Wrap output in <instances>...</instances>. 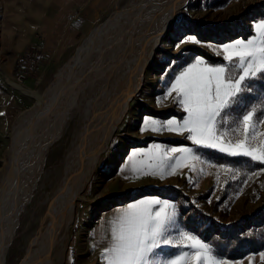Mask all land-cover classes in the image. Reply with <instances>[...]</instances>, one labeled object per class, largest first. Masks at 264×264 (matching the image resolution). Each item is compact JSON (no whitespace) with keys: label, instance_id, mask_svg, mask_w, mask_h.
Here are the masks:
<instances>
[{"label":"rangeland","instance_id":"rangeland-1","mask_svg":"<svg viewBox=\"0 0 264 264\" xmlns=\"http://www.w3.org/2000/svg\"><path fill=\"white\" fill-rule=\"evenodd\" d=\"M129 1L0 0V175L11 146L14 123L36 102L33 97L8 85L5 76L29 90L44 94L75 53L82 38L115 8L123 7ZM55 2L61 12L57 17L59 15L63 19L65 15L67 22L62 34L73 33L76 29L83 32L81 38L71 37L74 42L60 53L59 39L52 41V46L57 49L49 51L41 36V40L34 38L41 18L46 11L52 12L51 5ZM263 4L264 0H188L178 11L172 30L162 38L154 62L145 71L141 89L131 98L128 112L117 124L109 145L101 153L75 202V218L69 227L67 246L63 257L55 264H106L103 250L98 253L91 250L90 234L88 237L85 235V231L93 228L98 216H85L82 211L93 210L96 203L114 188L123 191L118 200L122 206L140 198H159L175 205L174 238L178 233L193 235L207 243L215 256L228 264H264V163L194 145L186 139L187 134L139 138L132 127L133 132L124 127L129 123L139 126L145 116L161 120L185 117L187 114L174 99L175 93L167 96L173 77L194 62V58H204L212 66L231 67L223 60L220 49L228 43L246 41L255 35L254 25L264 21ZM231 28L236 29L234 34H229ZM204 34H208V38ZM189 36H195L199 43L188 42ZM30 45L39 47L42 60L34 72L27 67L29 73L20 81L17 73L21 66L17 61ZM233 74L238 75V71L233 70ZM251 86L253 91L244 95L241 108L247 104L260 109L264 107L261 105L264 101V74H258L251 81ZM80 101H86V97L80 96ZM241 108H236L234 114ZM258 119L264 120V117ZM84 120L79 112L73 113L62 135L49 146L43 174L18 215L12 239L6 248L5 264L22 263L30 238L45 222L52 193L59 186L63 157L76 142L79 126ZM257 131L260 135L250 141L253 148L264 147V123ZM154 142L163 143L166 149L188 147L199 160L184 154L185 159L175 174L165 175L163 179L143 172L129 180L115 177L131 149ZM109 182L114 183L110 185ZM233 229L235 233L231 231ZM181 251L191 252L192 249L166 246L162 257L174 259L175 254Z\"/></svg>","mask_w":264,"mask_h":264},{"label":"bare ground","instance_id":"bare-ground-1","mask_svg":"<svg viewBox=\"0 0 264 264\" xmlns=\"http://www.w3.org/2000/svg\"><path fill=\"white\" fill-rule=\"evenodd\" d=\"M187 2L130 0L115 8L82 38L42 95L5 76L8 85L36 102L14 123L0 175V264L6 263V248L18 215L43 174L49 146L62 135L72 114L79 112L85 120L63 157L59 186L52 193L46 220L30 238L21 264H55L63 257L75 202L128 112L131 98L141 89L162 38L172 30L176 14ZM228 31L234 34L236 29ZM80 96L86 101H80Z\"/></svg>","mask_w":264,"mask_h":264},{"label":"snow or ice","instance_id":"snow-or-ice-1","mask_svg":"<svg viewBox=\"0 0 264 264\" xmlns=\"http://www.w3.org/2000/svg\"><path fill=\"white\" fill-rule=\"evenodd\" d=\"M254 28L252 38L228 43L220 49L223 60L231 67L212 66L204 58H194V62L176 74L169 83L167 96L175 93L174 99L187 115L166 123L146 119L143 130L151 126V131L187 134L186 139L194 145L264 163V147L253 148L250 144L260 135L257 129L264 120L258 117H264V107L257 109L245 104L241 108L244 95L253 91L251 81L258 74H264V21L256 23ZM187 40L199 43L195 36ZM233 70H237L238 75H234ZM236 108L241 110L234 114ZM230 123L232 127L229 128ZM149 154L147 165L132 167L133 175L143 172L163 179L165 175L175 174L185 159L184 154L199 160L188 147L161 149L159 144H154L147 152H132L131 157ZM175 221V205L168 201L140 198L129 202L110 221V240L103 250L106 264H228L218 259L207 243L193 235L178 233L174 238ZM166 246L191 248L192 251H181L174 259L162 257Z\"/></svg>","mask_w":264,"mask_h":264},{"label":"crops","instance_id":"crops-1","mask_svg":"<svg viewBox=\"0 0 264 264\" xmlns=\"http://www.w3.org/2000/svg\"><path fill=\"white\" fill-rule=\"evenodd\" d=\"M54 3V2H53ZM52 12L49 13L48 11L45 12L43 17L41 18L39 22V28L34 35V38L37 40L41 39L45 40V46L47 47V50H56L57 47L52 46V41L54 38L59 39V42L61 44V50L58 52L64 51L66 48L69 47L71 42H74L75 38H81L83 32L81 29H76L73 33H67L66 35H63L64 31L66 30V19L64 18L65 15L63 16V19L61 16L57 14L59 11L58 9V4L55 2V4H52ZM63 7H67L63 6ZM53 11H56L53 13ZM61 13V12H60ZM65 13V12H64ZM69 30V29H68ZM73 35V36H72ZM37 36V37H36ZM45 37V38H44ZM73 37L74 39H72ZM33 38V39H34ZM35 40V41H37ZM69 41V42H68ZM66 45V46H65ZM65 46V47H64ZM48 51V52H49ZM51 53V52H49ZM146 119H155L158 123H166L170 118L167 120H161V118H156L154 116H145L142 119L141 124L138 125H133L132 123L125 124L124 127H127L126 130H131L132 132L135 130L137 131V137H151V136H170L173 133L168 132V131H151L149 126V130H143L144 129V124L143 121ZM134 126V127H133ZM138 126V127H137ZM131 127L134 129H131ZM176 134V133H175ZM154 144H159L161 149H166L163 143L159 142H154L151 143L145 147H136L133 148L129 151V154L124 160L123 166H120L116 172L115 177H119L117 179H122V180H129L135 177L136 175H133L131 169L133 166L140 168L141 165H147L150 162V155H137L136 157H131L132 152H137V153H143L147 152L149 149L153 147ZM116 179V178H115ZM113 181H116V180ZM110 185H112L114 182H109ZM109 185V186H110ZM123 191L118 190L116 188L110 189L109 194L107 196H104L101 198L100 201L96 203V206L93 207V210L89 209H84L82 213L85 214V216L89 215L93 216H98V219L96 220L94 226L92 229H89L88 231H85L86 237L89 238V241L93 243V248L91 250H95L97 253L99 250H104V248L107 246L109 240H110V221L115 218V216L123 209L124 206L118 204V200L122 197ZM94 202V200H93ZM83 214V215H84ZM87 238V239H88ZM87 241V242H89ZM87 247V246H86ZM90 247V246H89Z\"/></svg>","mask_w":264,"mask_h":264},{"label":"built area","instance_id":"built-area-1","mask_svg":"<svg viewBox=\"0 0 264 264\" xmlns=\"http://www.w3.org/2000/svg\"><path fill=\"white\" fill-rule=\"evenodd\" d=\"M41 60L42 52L39 47H37L36 45H30L23 52L21 58L17 61L18 65L21 66V71L17 73V79L21 81L27 76V74L29 73V69L27 70V67L31 68V70L34 72L37 69Z\"/></svg>","mask_w":264,"mask_h":264},{"label":"trees","instance_id":"trees-1","mask_svg":"<svg viewBox=\"0 0 264 264\" xmlns=\"http://www.w3.org/2000/svg\"><path fill=\"white\" fill-rule=\"evenodd\" d=\"M264 5V4H263ZM232 232H234L235 233V230L233 229V230H231Z\"/></svg>","mask_w":264,"mask_h":264}]
</instances>
